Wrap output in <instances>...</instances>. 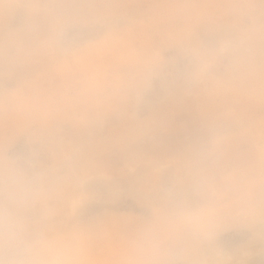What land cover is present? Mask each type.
I'll return each instance as SVG.
<instances>
[{
	"label": "clouds",
	"instance_id": "9594fccd",
	"mask_svg": "<svg viewBox=\"0 0 264 264\" xmlns=\"http://www.w3.org/2000/svg\"><path fill=\"white\" fill-rule=\"evenodd\" d=\"M0 264H264V0H0Z\"/></svg>",
	"mask_w": 264,
	"mask_h": 264
},
{
	"label": "rangeland",
	"instance_id": "374dc122",
	"mask_svg": "<svg viewBox=\"0 0 264 264\" xmlns=\"http://www.w3.org/2000/svg\"><path fill=\"white\" fill-rule=\"evenodd\" d=\"M191 128V116L188 113H181L177 116L176 125L171 139L176 142L183 138L186 131Z\"/></svg>",
	"mask_w": 264,
	"mask_h": 264
}]
</instances>
